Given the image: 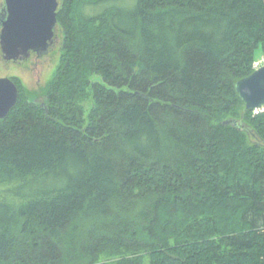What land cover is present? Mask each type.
Here are the masks:
<instances>
[{
  "label": "trees",
  "instance_id": "obj_1",
  "mask_svg": "<svg viewBox=\"0 0 264 264\" xmlns=\"http://www.w3.org/2000/svg\"><path fill=\"white\" fill-rule=\"evenodd\" d=\"M57 20L53 79L12 78L0 121V264H264V113L236 91L264 0H59Z\"/></svg>",
  "mask_w": 264,
  "mask_h": 264
},
{
  "label": "water",
  "instance_id": "obj_2",
  "mask_svg": "<svg viewBox=\"0 0 264 264\" xmlns=\"http://www.w3.org/2000/svg\"><path fill=\"white\" fill-rule=\"evenodd\" d=\"M59 0H4L0 11V55L6 63L28 60L31 54L44 57L55 43ZM236 91L253 112L264 106V67L236 83ZM19 100L12 78H0V121L6 119ZM227 120L225 126L237 125Z\"/></svg>",
  "mask_w": 264,
  "mask_h": 264
},
{
  "label": "rangeland",
  "instance_id": "obj_3",
  "mask_svg": "<svg viewBox=\"0 0 264 264\" xmlns=\"http://www.w3.org/2000/svg\"><path fill=\"white\" fill-rule=\"evenodd\" d=\"M3 3L4 0H0V9ZM58 34L60 40L59 45L49 56H46L36 68L31 64L24 67L16 63L14 64L13 62L6 63L0 55V78H17L28 91H42L53 79L59 65L63 36L59 30ZM262 56V50L259 49L256 53V60L261 59ZM93 81H101V78L94 77ZM40 101H43L42 97H40Z\"/></svg>",
  "mask_w": 264,
  "mask_h": 264
},
{
  "label": "flooded vegetation",
  "instance_id": "obj_4",
  "mask_svg": "<svg viewBox=\"0 0 264 264\" xmlns=\"http://www.w3.org/2000/svg\"><path fill=\"white\" fill-rule=\"evenodd\" d=\"M2 7H3V4L1 5V9H0V11L2 10ZM58 9H59V8H58ZM0 31H1V27H0ZM56 36H57V37H56V39H55V43L51 46V49H50L49 54L52 53V52L55 50V48L59 45V42H60V40H59V34H58V25H57V27H56ZM49 54L46 55V56H49ZM46 56L41 57V56H39L37 53H34V52H33L28 60H25V61H19V62H17L16 64H17V65H20V66H24V67H26V66H28L29 64H31V65L35 66V68H36L37 66H39V64L41 63V61H42L44 58H46ZM14 64H15V63H14Z\"/></svg>",
  "mask_w": 264,
  "mask_h": 264
},
{
  "label": "built area",
  "instance_id": "obj_5",
  "mask_svg": "<svg viewBox=\"0 0 264 264\" xmlns=\"http://www.w3.org/2000/svg\"><path fill=\"white\" fill-rule=\"evenodd\" d=\"M264 67V55L261 57V59L256 60L253 64V70L257 71ZM254 115H259L264 113V106H262L259 109H256L252 112Z\"/></svg>",
  "mask_w": 264,
  "mask_h": 264
}]
</instances>
